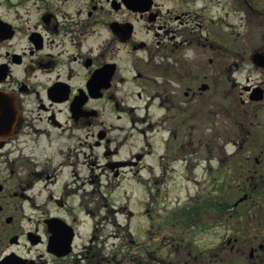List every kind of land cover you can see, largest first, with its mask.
<instances>
[{
  "label": "flooded vegetation",
  "instance_id": "flooded-vegetation-1",
  "mask_svg": "<svg viewBox=\"0 0 264 264\" xmlns=\"http://www.w3.org/2000/svg\"><path fill=\"white\" fill-rule=\"evenodd\" d=\"M127 183L149 264H264V0H0V264H121Z\"/></svg>",
  "mask_w": 264,
  "mask_h": 264
},
{
  "label": "rangeland",
  "instance_id": "rangeland-1",
  "mask_svg": "<svg viewBox=\"0 0 264 264\" xmlns=\"http://www.w3.org/2000/svg\"><path fill=\"white\" fill-rule=\"evenodd\" d=\"M255 77V72L253 73ZM159 113V112H158ZM130 189V196L129 197H121V201H124L126 203L127 201L130 202V207L132 208V211L134 213L130 215L129 213H121L119 215V220L122 222L123 225L120 226H110L109 231H115V234L113 237H111L109 241V246L112 244L113 241L116 242L117 246L118 244L121 246V264H149L148 262V257L145 255V251L141 249L143 246L142 244L146 242L148 239V236H146V231L149 233L152 232L153 235V242L157 240H161L163 236L168 235L171 237L173 235V228L166 227V228H161V227H153L151 228L149 226V223H147L145 215H143V209L145 207V201H146V195L144 191L141 189L140 185L138 184H128L125 186ZM154 193V198H157L158 200L154 203V208L159 210L163 209L165 206H174L175 203L178 201V198L181 196L188 195L190 193H194L196 190L197 186L194 184V181H189V180H181V179H174V180H159L156 185L153 186ZM160 187L162 189L160 192L157 191V188ZM166 189H168V194H165ZM122 205V203H121ZM123 206V205H122ZM129 207V208H130ZM130 208V209H131ZM156 210H154V213ZM130 218V223L128 222ZM152 229V230H151ZM108 231V232H109ZM117 235H119L118 238H114ZM136 239L137 245L132 246L131 245V237ZM157 242V241H156ZM148 243V242H147ZM155 245V244H153ZM220 244H208V243H196L194 245L195 250H198V248L201 247V249L208 250L209 248H214V246H219ZM154 247V246H153ZM130 250L131 252L135 251L136 252V257L134 259H129V256L127 258L125 257V254ZM153 251H157V253L152 255L153 261L152 264H156V260L162 257H166L167 252L164 251L163 253L157 249L153 248ZM182 254L184 258L182 259L180 264H184V260L188 258L187 254V249H185ZM187 256V257H186ZM174 257V260H176V256ZM178 258H182L181 255H179ZM190 264H194L193 261L190 262Z\"/></svg>",
  "mask_w": 264,
  "mask_h": 264
},
{
  "label": "water",
  "instance_id": "water-1",
  "mask_svg": "<svg viewBox=\"0 0 264 264\" xmlns=\"http://www.w3.org/2000/svg\"><path fill=\"white\" fill-rule=\"evenodd\" d=\"M57 240V239H56ZM52 244H53V240H52ZM68 251L65 250L63 253H60V254H66Z\"/></svg>",
  "mask_w": 264,
  "mask_h": 264
},
{
  "label": "trees",
  "instance_id": "trees-1",
  "mask_svg": "<svg viewBox=\"0 0 264 264\" xmlns=\"http://www.w3.org/2000/svg\"><path fill=\"white\" fill-rule=\"evenodd\" d=\"M158 245H162V244H161V240H160V241H158ZM143 250H144V249H143Z\"/></svg>",
  "mask_w": 264,
  "mask_h": 264
}]
</instances>
